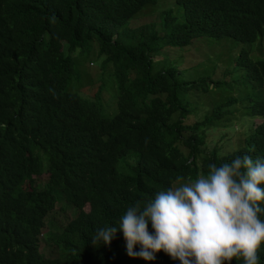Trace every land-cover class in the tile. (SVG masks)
Masks as SVG:
<instances>
[{
	"label": "trees",
	"instance_id": "16d2710c",
	"mask_svg": "<svg viewBox=\"0 0 264 264\" xmlns=\"http://www.w3.org/2000/svg\"><path fill=\"white\" fill-rule=\"evenodd\" d=\"M156 2L0 0V264H180L163 251L154 260L128 254L119 229L127 208L178 176L207 174L210 163L264 157V0H176L183 20L164 10L159 27L123 28ZM197 35L247 43L232 59L234 82L154 67L152 50ZM91 48L108 71L96 81L75 66L76 50ZM210 90L218 98L201 112L194 95ZM236 112L250 121L228 137L231 151L221 135L209 147L207 132ZM65 202L75 214L44 254L40 236ZM106 226L117 227L111 244L93 243ZM259 256L264 264V247Z\"/></svg>",
	"mask_w": 264,
	"mask_h": 264
},
{
	"label": "clouds",
	"instance_id": "9594fccd",
	"mask_svg": "<svg viewBox=\"0 0 264 264\" xmlns=\"http://www.w3.org/2000/svg\"><path fill=\"white\" fill-rule=\"evenodd\" d=\"M262 205L264 157L245 154L219 166L210 163L207 174L195 179L178 176L154 198L136 200L120 217L119 229L128 254L145 260L163 251L180 264H260ZM116 232L115 226L100 227L93 243L111 244Z\"/></svg>",
	"mask_w": 264,
	"mask_h": 264
},
{
	"label": "rangeland",
	"instance_id": "374dc122",
	"mask_svg": "<svg viewBox=\"0 0 264 264\" xmlns=\"http://www.w3.org/2000/svg\"><path fill=\"white\" fill-rule=\"evenodd\" d=\"M164 10H170V12L179 21L184 19V9L181 4L176 2V0H157L154 5H146L135 16L127 20V22L123 25V28L128 25L136 26L139 23L151 21L156 22L155 24L157 27L160 25V18L162 16L161 13ZM246 44L247 43L233 38H222L220 40H216L211 36L197 35L189 44L182 46L170 45L152 50V56L154 59L153 65L157 69H163L166 66L175 65L180 71V76L183 79L201 80L203 78H212L214 80H218L225 78V76H229V80L234 82L237 76V71L234 70V63L232 65V59H234V56L242 47H245ZM64 46V48H66V44H64ZM76 52L78 53L74 56L76 70H83L84 73L87 71L92 72L94 80L97 79V75L101 70H104L105 74L108 72L106 68L103 69L104 54L99 53L97 48H91L81 54H79L78 49ZM100 75L103 76V74ZM74 78L77 80L80 78V75L75 73ZM112 80L113 78L111 76H108L107 78L105 77V81L110 88ZM210 88L213 87L210 86ZM210 91L207 94H199L196 92L194 95V99H198L200 101L197 102L199 103L201 112H203L204 109H209L213 104L211 101L218 98L216 90ZM234 91H236L235 88ZM104 103L109 105V99H105ZM108 105L106 107H108ZM111 108L113 109V107ZM111 108L106 110L105 107H103V111H111ZM260 120L261 118H256L254 122H258ZM249 121L250 120L246 117L238 114V112L226 118H222L220 127L217 129L218 132H216L215 129H211L207 132V141L209 143V145H207L210 147L211 144L215 142L217 137L221 135L223 137V141L226 140L224 146L222 147L223 152L231 151L233 147L230 145L228 137L236 136L240 130L244 129V126ZM122 170L129 171V167L124 165ZM36 180L44 182L46 180L45 173H42L36 178ZM63 207V212L60 210V214L57 213L55 216L50 217V220H48L47 223V230H45L40 236L41 250L44 254H54V249L51 246L53 241L51 240L54 235L60 232L61 224L65 221L64 215L67 214L69 217H72L75 214L76 208H74L71 204L65 202L63 203ZM160 264L168 263L161 262Z\"/></svg>",
	"mask_w": 264,
	"mask_h": 264
}]
</instances>
